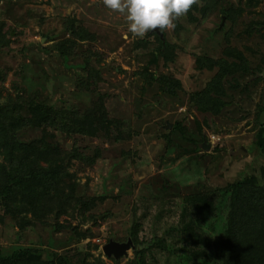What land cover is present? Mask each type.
<instances>
[{"label": "rangeland", "instance_id": "rangeland-1", "mask_svg": "<svg viewBox=\"0 0 264 264\" xmlns=\"http://www.w3.org/2000/svg\"><path fill=\"white\" fill-rule=\"evenodd\" d=\"M229 2L243 8L232 20L223 17L220 6L195 22L186 15L178 18L177 31L163 30L175 45L173 61L165 63L159 56L150 64L156 44L152 30L143 38L134 37L127 30L125 14L108 9L103 0H0V18L11 35L12 48L0 58V66L7 67L0 82L3 97L14 99L19 94L28 99L37 93L58 106L84 107L99 94L108 115L123 120L126 129L119 141L102 135L76 138V146L90 153L99 151L91 165L75 161L71 167L78 191L87 199H97L90 211L69 208L57 216L49 209L43 221L21 230L5 216L0 222V249L27 246L36 250L34 255L46 258L55 253L71 264L97 256L105 264H129L134 250L115 259L105 255L102 247L110 239L125 241L140 221V240L164 236L169 248L151 249L149 264H179L173 228L179 225L182 198L223 187L244 175L260 177L264 152L255 141L258 125L264 124V113L257 116L264 99L263 76L238 74L245 89L230 90L229 102L218 114L202 113L188 100L189 93L203 88L217 69H197L196 58L231 60L225 51L236 48L244 50L251 67L260 63L264 68V27L257 23L264 21V0L253 7L246 6L245 0H224L225 5ZM67 17H75L93 37L77 40L73 53L64 57L54 43L72 40L63 28ZM84 62L99 76L90 83L92 90L85 87ZM146 66L155 77L165 72L178 78L182 89L174 95L161 92L141 75ZM177 122L185 128L184 137L177 131L170 133ZM199 128L207 140L200 147L191 140L201 137ZM39 133L24 128L19 137L31 139ZM73 227L88 230L87 236L78 240Z\"/></svg>", "mask_w": 264, "mask_h": 264}, {"label": "trees", "instance_id": "trees-1", "mask_svg": "<svg viewBox=\"0 0 264 264\" xmlns=\"http://www.w3.org/2000/svg\"><path fill=\"white\" fill-rule=\"evenodd\" d=\"M245 2L246 6L253 7L259 0ZM236 5L230 2L225 5L224 0H196L186 17L195 22L198 17H204L220 6L223 17L232 20L243 11ZM76 21L75 17H67L63 22V28L72 40L69 43L64 40L54 43V48L64 57L73 53L78 41L93 37V33ZM257 23L264 27V21ZM180 27L176 19L174 30ZM159 31L161 35L152 30L156 44L150 64L156 63L159 56L165 63L171 62L176 54L175 45L165 38L163 30ZM10 44L11 35L5 30V20L0 18V58L10 52ZM225 54L231 60L207 56L196 58L197 69L212 70L217 67L206 85L188 96L191 106L202 113L218 114L229 102L230 90L239 86L240 90L245 89L244 85L239 84V75L253 76L259 72L264 79V68L260 67V63L251 67L244 50L227 48ZM84 65L87 73L84 85L92 90L90 83H95L99 76L87 62ZM147 70L146 66L141 75L156 83L161 92L174 95L182 89L178 78L165 72L155 77ZM6 71L7 67L0 66V82L4 80ZM36 94L28 99L17 94L12 99L3 97L0 91V222L5 216L9 217L19 230L35 221H43L49 209L55 210L57 216L64 209L66 213L69 208L90 211L97 199H87L78 191L76 172L71 167L75 161L91 165L99 151L95 148L90 153L85 147L76 146V138L102 135L106 140L119 141L126 131L123 120L108 115L102 95L91 97L84 107H75L49 103L46 98L37 97ZM260 112L264 113V99L257 109V116ZM24 128L39 129L40 133L37 137L23 139L19 133ZM184 130L177 122L170 133L177 131L184 137ZM198 130L201 137L196 141L191 137V140L200 147V143L207 140L200 133L201 128ZM69 139H73V142L64 145L63 141ZM255 143L264 152L263 123L258 125ZM181 202L179 225L173 228L179 264H264V172L260 177L248 174L223 187L184 196ZM90 217L95 221L93 214ZM141 226L138 221L130 229L129 235L136 247L129 264H149L147 256L153 248L169 250L164 236L149 242L140 240ZM71 230L78 240L88 233V230L81 232L76 227ZM165 233L168 235V231ZM34 251L27 246L0 249V264H71L61 255L52 253L43 258L34 255ZM81 264L105 263L101 256H97L93 260L85 258Z\"/></svg>", "mask_w": 264, "mask_h": 264}, {"label": "clouds", "instance_id": "clouds-1", "mask_svg": "<svg viewBox=\"0 0 264 264\" xmlns=\"http://www.w3.org/2000/svg\"><path fill=\"white\" fill-rule=\"evenodd\" d=\"M196 0H103V4L125 14L127 30L143 38L150 30L174 27V21L187 14Z\"/></svg>", "mask_w": 264, "mask_h": 264}, {"label": "water", "instance_id": "water-1", "mask_svg": "<svg viewBox=\"0 0 264 264\" xmlns=\"http://www.w3.org/2000/svg\"><path fill=\"white\" fill-rule=\"evenodd\" d=\"M156 31L161 35L159 29H156ZM207 147H209V145ZM135 247L136 246L130 237H128L125 241H116L110 239L106 244L103 245L102 251L105 255L118 259L121 256L126 255L129 249L134 250Z\"/></svg>", "mask_w": 264, "mask_h": 264}]
</instances>
